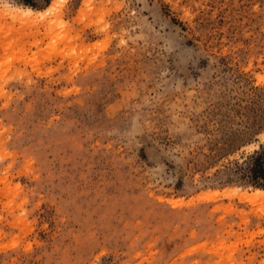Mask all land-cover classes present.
<instances>
[{
  "label": "rangeland",
  "instance_id": "obj_1",
  "mask_svg": "<svg viewBox=\"0 0 264 264\" xmlns=\"http://www.w3.org/2000/svg\"><path fill=\"white\" fill-rule=\"evenodd\" d=\"M262 149L264 0H0V264H264Z\"/></svg>",
  "mask_w": 264,
  "mask_h": 264
},
{
  "label": "trees",
  "instance_id": "obj_2",
  "mask_svg": "<svg viewBox=\"0 0 264 264\" xmlns=\"http://www.w3.org/2000/svg\"><path fill=\"white\" fill-rule=\"evenodd\" d=\"M235 166L242 179L249 181L256 188L264 189V149Z\"/></svg>",
  "mask_w": 264,
  "mask_h": 264
},
{
  "label": "bare ground",
  "instance_id": "obj_3",
  "mask_svg": "<svg viewBox=\"0 0 264 264\" xmlns=\"http://www.w3.org/2000/svg\"><path fill=\"white\" fill-rule=\"evenodd\" d=\"M26 12L28 13H31L32 10L31 9H26ZM256 196L254 197H251L254 201H257V202H264V192L263 191H259V190H256Z\"/></svg>",
  "mask_w": 264,
  "mask_h": 264
}]
</instances>
